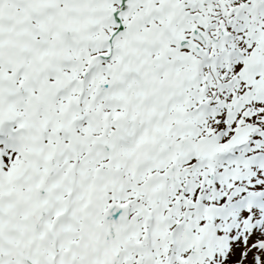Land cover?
Returning a JSON list of instances; mask_svg holds the SVG:
<instances>
[{
	"label": "snow or ice",
	"instance_id": "6c2138e0",
	"mask_svg": "<svg viewBox=\"0 0 264 264\" xmlns=\"http://www.w3.org/2000/svg\"><path fill=\"white\" fill-rule=\"evenodd\" d=\"M0 264H264V0H0Z\"/></svg>",
	"mask_w": 264,
	"mask_h": 264
}]
</instances>
